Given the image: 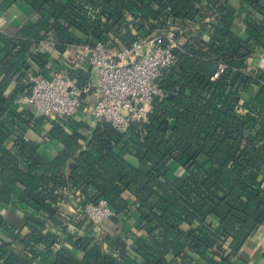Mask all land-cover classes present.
Returning a JSON list of instances; mask_svg holds the SVG:
<instances>
[{
    "label": "trees",
    "instance_id": "16d2710c",
    "mask_svg": "<svg viewBox=\"0 0 264 264\" xmlns=\"http://www.w3.org/2000/svg\"><path fill=\"white\" fill-rule=\"evenodd\" d=\"M25 1L32 16L15 34L0 30V204L23 212L29 232L0 212V229L25 247L1 263L12 243L0 238V264L52 255L53 264H258L246 250L264 229V68L249 60L264 50V0H241L252 8L242 7L241 21L231 0ZM170 30L174 63L157 79L165 95L125 132L102 119L38 113L24 100L29 72L61 68L58 53L73 44L130 47ZM70 75L90 106V70ZM34 129L47 132L34 139ZM53 140L63 148L47 158L41 148ZM172 163L185 174L172 178ZM101 199L113 214L97 230L86 216L66 223L60 215Z\"/></svg>",
    "mask_w": 264,
    "mask_h": 264
},
{
    "label": "built area",
    "instance_id": "2783aa9c",
    "mask_svg": "<svg viewBox=\"0 0 264 264\" xmlns=\"http://www.w3.org/2000/svg\"><path fill=\"white\" fill-rule=\"evenodd\" d=\"M174 35L173 30L153 34L122 48L111 46L104 40L93 44H73L64 55L63 68L51 77L29 72L33 86L24 100L38 113L59 118L82 116L88 109L81 103L80 90L70 72L94 68L99 92L89 111L94 119L105 120L117 130L125 132L133 121L146 120L152 101L165 95L157 79L164 69L174 63ZM204 37L209 38L210 34L207 32ZM43 44L50 49L56 48L52 40ZM220 71H223V67ZM72 213L73 216L62 211L60 215L66 223L72 218L86 216L97 230V226L113 211L107 201L101 199L96 203L87 202L83 207L73 209Z\"/></svg>",
    "mask_w": 264,
    "mask_h": 264
},
{
    "label": "crops",
    "instance_id": "0c3cea01",
    "mask_svg": "<svg viewBox=\"0 0 264 264\" xmlns=\"http://www.w3.org/2000/svg\"><path fill=\"white\" fill-rule=\"evenodd\" d=\"M1 1L2 0H0V5H1ZM231 4L237 10H241V13L239 15L240 21L245 16V12L242 11V7L244 6L243 9H252L247 4L242 5L241 0H231ZM32 11H33L32 7L25 0H19L16 3H13L11 6H9L8 8H5V9L0 6V30H2L8 34H15L18 31L21 24L32 16ZM1 49H2V44L0 42V52H1ZM55 52H57V51H55ZM58 55L60 57L59 62L63 65L64 60H65L64 56L61 57L60 53H58ZM249 63H250V65H253L256 68H264V50L259 49L256 52V54L249 60ZM62 68H63L62 66H61V68H57L56 66H53V63H51L48 66V70L46 71L45 74H46V76L51 77L57 70L62 69ZM86 69H89L91 72L90 79L92 81L93 87L96 90V92L93 93L92 95H90L86 100L87 102H89V105H91V100H92V102H94L96 97H97V94L99 92V87H98L96 80H95L96 71L94 70V68L89 67ZM84 107H85V109H88V111L86 113L84 112V114H82V116H87L89 119L93 118V116L91 115V112L89 111V108H87L88 106L87 107L84 106ZM46 132H47L46 130H41V132H40L37 129H34V130H29L28 134L30 137H32L34 139H39V137H38V136H40L39 134L44 135ZM62 148H63V143L61 141L53 140L51 142H45L42 145L41 151L45 157L53 158L57 153H59L62 150ZM128 157L133 164L138 165V161L135 157H133L131 155ZM171 167H172V171L170 173V176L172 178L173 177L175 178L177 176L185 174L184 169L181 166H179L178 164L172 163ZM66 209H67V212L68 211L72 212L74 209V206L73 205H67ZM0 212L3 213L4 215H6L7 219L23 234H26L27 232H29V228L26 226V222L24 219L23 212H21L20 210H18V211L13 210L11 207H9L7 205H1V204H0ZM89 229H91V228H89ZM84 230H86V229H84ZM89 231H93V230H89ZM66 234H68V231ZM0 238L12 243L11 250L6 253L4 258L1 260V263H3L5 261V259L9 256V254L13 251L17 255L25 253L24 244L20 240H17V241L14 240L12 238V236L7 231L0 229ZM64 246H65V248L70 250L72 253L77 254L80 257L83 256V252L80 251L79 249H77L76 247H74L72 245V243L65 242ZM107 248L109 249L110 247L107 246ZM247 248H248V250H246L247 255H249V259L251 258L250 259L251 263L255 261L258 264H264V256L262 254L263 250H264V229L262 231H260L258 233V235L255 237V239H253V241L248 244ZM52 254H53V252H52ZM26 258H28V260H31L32 264H42L40 259L33 258V257H26ZM53 261H54V255H52L50 260L48 262H46L45 264H53Z\"/></svg>",
    "mask_w": 264,
    "mask_h": 264
},
{
    "label": "rangeland",
    "instance_id": "374dc122",
    "mask_svg": "<svg viewBox=\"0 0 264 264\" xmlns=\"http://www.w3.org/2000/svg\"><path fill=\"white\" fill-rule=\"evenodd\" d=\"M161 33H163V32H161ZM155 34H159V33H155ZM93 102H92V100H91V104H92ZM91 106V105H90ZM90 106H88V108L90 107ZM105 229L106 230H109V231H113L114 229L113 228H111L109 225H105Z\"/></svg>",
    "mask_w": 264,
    "mask_h": 264
},
{
    "label": "water",
    "instance_id": "95a60500",
    "mask_svg": "<svg viewBox=\"0 0 264 264\" xmlns=\"http://www.w3.org/2000/svg\"><path fill=\"white\" fill-rule=\"evenodd\" d=\"M172 124H175V120L172 121Z\"/></svg>",
    "mask_w": 264,
    "mask_h": 264
}]
</instances>
